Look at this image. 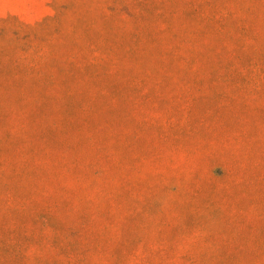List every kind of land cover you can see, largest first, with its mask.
<instances>
[{
  "label": "rangeland",
  "instance_id": "1",
  "mask_svg": "<svg viewBox=\"0 0 264 264\" xmlns=\"http://www.w3.org/2000/svg\"><path fill=\"white\" fill-rule=\"evenodd\" d=\"M0 264H264V0H0Z\"/></svg>",
  "mask_w": 264,
  "mask_h": 264
}]
</instances>
